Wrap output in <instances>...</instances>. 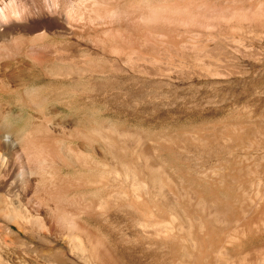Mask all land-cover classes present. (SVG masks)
<instances>
[{
  "label": "rangeland",
  "instance_id": "374dc122",
  "mask_svg": "<svg viewBox=\"0 0 264 264\" xmlns=\"http://www.w3.org/2000/svg\"><path fill=\"white\" fill-rule=\"evenodd\" d=\"M119 36L127 41L118 43ZM28 39L39 43L35 53L45 57L44 78L26 79L0 98L2 109L11 105V123L20 127L27 121L32 129L58 125L67 131L66 143L77 148L82 141L72 135L85 131L88 123L123 131L133 150L140 140L150 151L171 141L173 151L162 152L157 160L170 165L165 168L177 185L199 188L210 199L209 180L223 176L227 192L219 196L234 202L247 222L254 200L264 202V184L256 179L264 176V0H0V43L9 44L0 46V55L21 52L12 43ZM93 143L91 156L100 167L64 169L63 176L98 179L104 174L101 166L119 168L102 143ZM93 195L96 200L101 196L98 191ZM36 206H28L31 218L45 227L49 223ZM178 212L185 222L188 215ZM227 222L223 227L238 236L226 250L230 262L244 255L252 257L251 263L260 258L264 226L261 233L242 235L236 220ZM90 225L107 239L102 223ZM51 231L45 242L43 232L30 239L0 217V264H23L21 259L54 264L48 251L58 233ZM109 244L114 249L110 239ZM178 250L177 258L184 255L195 263Z\"/></svg>",
  "mask_w": 264,
  "mask_h": 264
},
{
  "label": "bare ground",
  "instance_id": "6f19581e",
  "mask_svg": "<svg viewBox=\"0 0 264 264\" xmlns=\"http://www.w3.org/2000/svg\"><path fill=\"white\" fill-rule=\"evenodd\" d=\"M115 40L118 43L127 41L124 36ZM13 44L23 50L15 55H0L1 99L22 86L26 79L39 81L44 78L40 69L44 66L45 57L35 53L39 43L28 39ZM7 45L5 41L0 43V46ZM88 73L90 70L87 68L85 74L89 77ZM18 104L24 107V104ZM4 106L6 109L0 106V217L9 226H15L19 233L29 234L30 239L35 232H43V242L54 233L51 228L55 229L58 237L48 251L54 264H69V256L80 264H133L134 259L138 264H193L184 259V255L177 258L178 248L185 250L189 259H195L194 264L196 260H199L197 264H244L248 261V255H244L239 257L238 263L230 262L226 250L234 246L238 236L229 232L231 228L227 230L223 226L226 221L236 220L237 226L243 229L242 235L246 232L249 235L261 233L264 202L254 200L252 216L249 215L247 222L241 217L238 207H234V202L224 201L219 196V192H227L226 187L221 186L223 176L209 180L210 199H205L203 190L199 188L177 185L165 168L170 165L164 166V162L157 160L162 152H172L176 143H159L160 148H153L155 152L140 140V147L133 150L128 146L125 140L128 136L123 131L107 129V126L98 128L88 123L85 131L71 134L74 139L82 141L83 146L77 148L66 143L67 131L58 125L43 127L40 124L34 129L27 121H23L20 127L14 125L8 120L11 105ZM226 137L242 139L241 135L234 134ZM93 141L107 148L106 154L119 168L108 164L101 166L104 174L98 179L74 180L63 176L64 169L68 172H90L100 167L91 156ZM245 167L249 170L247 165ZM256 179L264 184V176L258 175ZM93 191L101 194L98 200ZM260 193L264 196V186ZM32 202L37 205L36 213L43 215L49 223L47 226L40 228L33 222L28 210ZM178 211L188 215L185 222L180 220ZM92 223L104 225L107 239L97 236L90 228ZM58 244L62 247L54 252ZM260 248L262 256L246 264H264V248ZM20 262L24 264L23 259Z\"/></svg>",
  "mask_w": 264,
  "mask_h": 264
}]
</instances>
